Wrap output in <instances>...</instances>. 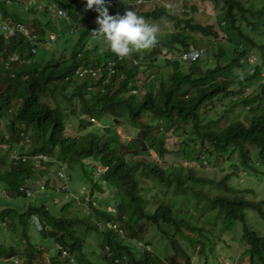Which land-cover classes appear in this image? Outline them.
<instances>
[{
  "label": "trees",
  "instance_id": "trees-1",
  "mask_svg": "<svg viewBox=\"0 0 264 264\" xmlns=\"http://www.w3.org/2000/svg\"><path fill=\"white\" fill-rule=\"evenodd\" d=\"M12 1L14 5H20L26 0ZM53 1L65 8L69 17L54 18V22L59 24L57 28L49 21L46 11L45 29L37 20L35 24H29L26 16L19 14L21 8L11 7L7 0H0L4 19L11 15L9 18L12 20L16 19L39 31V43L42 44L51 41L47 29L55 31L59 37L54 44L63 45L61 56L57 57L59 49H55L53 61L35 63L25 68L21 62L33 55L30 42L18 36L20 33L5 38L0 27V140L5 139L7 132L12 134V139L19 140L20 133L24 131L36 140V151L52 152L70 165L79 164L80 174L90 180V183L83 185L88 188L85 195L87 201L82 199L81 206L84 207L79 208L80 213L74 216L69 211L63 216H55L45 205H34L32 201L25 204L27 196L20 186L26 185L25 177L33 173L34 166L27 162H16L7 155L3 157L0 151V159L7 164L6 170L0 169V181L8 184L12 198H20L18 204L21 206L19 209L8 207L1 210L0 219L7 218V227L20 236L17 244H25L23 250L16 243L9 247L0 244V259L3 258L1 256L16 255L21 264H70L73 256L79 264H181L180 254L184 257L187 254L181 249L180 239L198 254H204L209 246L222 238L223 232L219 233L216 223H211L215 216L228 227L241 221V240L247 245L242 255L249 258V264H264V234L247 222L245 214V210L251 208L264 218V200L231 193L229 175L221 179L197 178L193 171L185 172L177 165L182 157H194L197 147L214 157L238 152L244 164L251 161L253 150H257L259 159L264 162V84L259 82L264 62L257 66L256 61L250 63L247 59L253 48L264 49V31L261 28L264 26V0H211L216 4V12L208 17L204 10L199 11L198 0H185L182 11L172 8L170 4H161L152 11L130 8L139 16L151 19L152 24L171 23L169 33L158 35L148 53H133L138 59L136 66L132 67L134 71L146 70L149 74L160 71L162 80L154 77L152 81L156 84L142 97L129 94L131 88L126 81L113 90L110 85L106 92L94 94L90 90L87 93L84 86L95 85L96 81L83 77H80L81 84H76L82 88L74 92H78L75 95L84 103L81 108L84 116L95 115L99 118L113 115L118 123L130 122L132 128L127 132L133 135L130 140L121 137L112 126H93L91 131L85 132L87 123L84 124V121L80 122L81 133L73 132L67 125L66 117L74 110L67 113L61 110L59 104L53 108L41 100L43 96L48 97L49 86L68 88L71 81L68 82L65 76L72 75L78 62L98 65L117 55L105 41L94 43L92 49L95 51L92 53L88 38H84L91 28V17L85 16L83 10L81 18L77 17L78 0ZM13 8L14 16L10 14ZM34 12L37 11L34 9ZM201 16L206 18L201 19ZM3 22L0 20V24ZM221 32L224 34L222 37ZM77 33L80 35L75 40ZM197 34L208 44L212 39L223 38L232 49L230 61L225 64L219 62L203 70L197 63L181 60L177 53L196 44ZM164 47L175 56L165 58L162 70L156 63ZM41 51L38 53L41 54ZM77 54L85 60H76ZM225 55L223 49L219 48L217 58L222 59ZM13 56L17 59L11 60ZM249 65L255 66V72L241 77L244 71L249 70ZM167 68H172V72H167ZM222 76L227 80H220ZM235 80L238 87L230 88ZM248 86L251 89L244 94ZM235 97L236 100H233ZM224 99H230V107L222 110L223 113L217 118H207L208 106ZM240 102L250 105V112L253 113L250 123L246 125L240 120H233L224 124L227 113ZM166 123L169 127L175 124V134L183 136L179 146L174 149L167 147L160 132L165 129ZM147 145L156 149L157 159H154ZM90 161L108 167L101 176L104 183L93 179L88 168ZM161 187L165 190L164 200L151 206L148 191ZM96 192L105 196L96 197ZM152 197L155 198V195ZM72 203L74 200L63 205L71 206ZM110 206L115 211H108ZM175 208L185 210L191 217L178 216ZM11 210L16 212L12 213ZM35 213L45 219L37 236L51 240L46 244L41 245L32 237L29 222L30 215ZM125 216L128 220H125ZM197 218L202 222L198 223ZM113 220L123 225L125 234L133 236L141 233V240L149 230L158 233L161 239L169 240L176 256L166 263L149 251L134 250L118 234L105 228L103 222ZM63 250L70 255L64 256ZM4 263L14 264L9 260ZM185 263L191 264L188 259Z\"/></svg>",
  "mask_w": 264,
  "mask_h": 264
},
{
  "label": "clouds",
  "instance_id": "clouds-1",
  "mask_svg": "<svg viewBox=\"0 0 264 264\" xmlns=\"http://www.w3.org/2000/svg\"><path fill=\"white\" fill-rule=\"evenodd\" d=\"M31 1L40 3L38 4L37 9H43L45 7V4L43 2H38L40 0H26L25 2H23V4H20L17 6L18 7L23 6L25 10L30 11ZM108 1L109 0H86L84 4L83 2L78 0L76 2L78 5V13H79L77 17L81 18V10L85 12V16L89 15L91 17V20L89 22V25L91 24V28L88 30L89 33L85 36L86 39L89 37H92V38L94 37V39H96L95 43L96 42L100 43L102 40H104L108 48L117 55L114 58H108L106 61L98 65H91L89 63H88L89 65H83L78 62V66L75 67L72 75L70 74V75L65 76V79L68 82L71 81L68 83V88L63 89L58 86L53 88L54 86L52 87L49 86L50 91H49V94H47L48 97L43 96V98H41L42 101L47 102L49 106L53 108L56 107L57 104H59L61 110L67 111V113L68 111L74 110L73 114L68 113L66 119L68 120L67 125L68 124L77 125V131H73L72 129L71 131L76 132L78 134L81 133V126H80L81 121H84L83 122L84 124L87 123L85 124L86 126L85 132L91 131L90 129H93V126L108 127L107 125H102L97 116L95 115L84 116L83 113L81 112V108L84 106V103L78 96L75 95V94H78V92L74 93L76 90H79L80 88H82L76 85V84H79V85L81 84L80 79L82 78L80 77H83V79L85 80H95L96 81L95 85L89 84L88 86L87 85L84 86L83 89L84 90L86 89L85 91L88 90L87 93H89L90 90H92L94 94L106 92L110 85H112L111 89L113 90L116 87H118L121 82L126 81V82H129L128 85L131 88L129 90V94H133L137 97H140V95L142 94L141 92L142 82H144L145 84L150 83L154 77H156L157 79L161 78L160 81L162 80V77H161L162 72L150 73L148 76H146V80H144L145 79L144 76L146 75V70L145 71L139 70L137 72V71H134L132 68L136 66V64L138 63L137 57L133 54L135 50H140L141 52L145 51V53H148L151 50L152 46L155 44L158 35H165L169 33L168 29H162L163 25L160 24L159 22H157L156 25L152 24L151 19H145L143 16H139L135 12V11H144V10L152 11L153 9L160 6L157 4L158 0H122V1L121 0H111L115 4L121 3V2L125 3L123 7L119 8L116 11H112L109 9ZM8 2H9V5H14V2L12 0H7V3ZM135 5H143L145 8L141 9L140 7H137ZM151 7L153 9H149ZM14 8L12 12L10 11V14L12 15L14 12ZM130 8L135 11L131 10ZM46 11H48L49 21L51 20L52 22H54V18L62 19V18L69 17L67 10L65 8L59 7L53 0H49V4L46 5ZM53 11H55L56 14L53 13ZM21 12L22 10L20 11V13ZM10 16L11 15H9L7 19H4L3 18L4 16L2 12L0 11V20L4 21L3 24L2 23L0 24V27H2L5 38H11L15 34L20 33L18 36H21L26 41L28 40L30 42L33 55L29 57L27 61L32 58H34L35 60H38L39 56H36V54L38 55L44 54V56H40V59L36 62L38 64L39 63L44 64L45 62L53 61L55 59L54 58L55 49H59V54L57 57L61 56L60 51L63 45L54 44V42H56L59 37L58 33L47 29L48 38H50V40L53 41V43L50 44V46L48 47L47 44L51 41L47 40L45 44L39 43V41L41 40V34L39 33V31L34 30V28H31L29 25L19 22L16 19L12 20L11 18H9ZM44 28L46 29V27ZM88 44H91L89 45V47L90 49H92L94 43H88ZM46 49H50L49 54H47ZM40 50H42L41 54L38 53V51ZM94 51L95 50L92 49V53H94ZM231 51L232 49L229 50V54H231ZM258 51L260 52L261 55L258 54ZM207 52L208 51L206 47H203V45L200 46L196 41V44L190 45L188 49L183 50L177 54L181 60L187 63H197L203 68V65L200 63V60L203 56L205 57ZM174 56H175V53H173L171 50H169L166 47L162 48L160 57H163L164 60L165 58L171 59ZM82 58L84 59V57L80 56V54L76 55V60L78 59L80 60ZM16 59L17 57L13 56L11 60H16ZM247 59L250 63H254L256 61L257 66L259 65L261 66V64L264 62V49H260L258 47L253 48V50L248 55ZM218 60L220 59L218 58ZM229 61H230V56H229ZM229 61L224 62V64L228 63ZM216 64L208 65L205 69L203 68V70H206L208 67H213ZM254 72H255V66L249 65V70L247 72L244 71V74H242L243 76L241 77H244L245 75H248V74L252 75ZM260 76L262 78L259 82L264 84V66L261 70ZM223 79H226V78L224 76L220 77V80H223ZM231 85H230V88H232ZM70 86H73V88ZM250 87L251 86L247 87L244 94L249 93L251 89ZM227 100L228 99H224L222 101L219 100V101H221V103L224 104ZM233 100H236V99L233 98ZM229 103H230V99H229ZM240 105L243 106L246 111H250L249 104L243 105L240 102V104H237L234 107V109L228 113L230 114L234 113L235 109L238 108ZM210 106H208L209 111H210ZM228 107H230V104H228V106L226 107H223L222 110ZM222 113L223 112L221 111V114ZM110 116L111 118H113L114 123L112 125H109V127L112 126L121 137L130 140L131 138L128 137L129 133L127 132L130 130V128H132V126L129 124L126 127H122L121 123H118L117 118H115L113 115H110ZM238 116L232 119L231 121L236 120ZM252 116H253L252 114L248 116L247 123H244V122L243 123L248 125L250 123V120L252 119L251 118ZM119 126L122 127V132L119 131L118 128H116ZM4 135H5L4 137L5 139L0 140V151H2L1 154L3 155V157L7 155L9 159H12L16 162H19V161L27 162L28 164L34 166L33 173L25 177L26 185L20 186V190H23L27 196L25 200V204L32 201L30 200V198H32V195L35 193L34 189L32 188L33 186L35 187V189L36 188L38 189L37 191L48 190L50 188V186L47 183L48 174L40 175L39 177H37L36 181L38 180L41 181L39 185H37V182L35 183L32 182L33 179L31 180V178H34L33 175L35 176L34 174L35 167L40 166V165H47L49 169H47L46 171L50 172L49 170L51 168H55V166L57 165V167L55 168V171L58 173V176L60 178L67 179L68 181L69 178L65 172V169L70 168L72 165H70L68 161L64 160L59 155L54 154L52 152L49 153V152L40 151V150L36 151L35 149L38 148L36 147V142H35L36 140L33 139V136L31 134H25L24 131H22L20 133L19 140L12 139L13 136L12 134H10V132L9 133L7 132ZM31 145L33 146L32 149H30L29 151L24 150L25 146H31ZM147 146L150 147V153L153 155L154 159H157L156 149L154 147H151V145H147ZM236 153L238 154V157H234V154ZM252 153H254L252 154V157H251L252 158L251 161L253 160L252 162L254 163V165L252 166V169L256 170L258 169V166H260V162L258 161H261V162L263 161L259 159V154L257 150H253ZM229 156H230V159H236L235 165L239 163H243V160L240 157V154L238 152H232V154L228 153V154H225L224 156L214 157V156H209L206 152H202V150L197 147L195 149L194 157L192 158L182 157L177 161V165L182 167V169L185 172L193 171L197 178H204V177L213 178V177L205 175L204 173L208 171L209 169H214L215 167V169H217L216 172L218 173V175L221 174V177L219 178L221 179L225 175H230L232 173H235L233 168L229 171V173L223 172L225 168H223L221 164L225 162V159ZM187 159H190L191 162H185V164H183L182 161L187 160ZM92 162H94L97 169H95L94 165L92 166ZM88 163H89L88 168L89 170H91V173L94 176L93 179L95 180V182L101 181L100 184L104 183V180L101 179V176L104 171H107L108 167L101 166V164H99L96 161H90ZM95 170L98 172L97 174H95ZM238 174L240 177H236V178H239V179H241L242 177H246V175H248L242 170H238ZM43 177H46L45 181L40 180ZM0 182L2 183V186L4 187L3 197L0 198V211L8 207L17 208V209L21 208V206H19L18 204L20 201V198L19 197L12 198L13 196L10 195L9 193L8 184L4 181H0ZM231 182L233 181H231L229 178L228 186L232 189V191L230 192L236 195H242V193L238 192L234 188ZM51 188L60 189V190H55V191L62 192V194H64L63 196L64 202L74 200V203H72L71 206L62 205L61 214H56V212L52 213L46 203H36L32 201L33 202L32 204L34 205H41V204L45 205L46 209L55 216H63L65 215L66 211L75 213L77 211H73V209L76 207L74 205L76 203H83L84 199L87 201V198L85 197V195H86V192L88 191V188L86 189L85 186H81L83 196H81L80 198H77L76 195H74V193L70 190L69 184L67 182H64L61 187L56 182ZM247 190H249V188H246L243 191H247ZM164 191L165 190L163 187L154 188L153 190L148 191V198L150 199L151 206H155L158 203H160L162 200H164ZM96 194L97 192L95 193V195ZM153 195H155V198L152 197ZM98 197L100 198L101 194ZM41 201H45V199L41 198ZM63 208L65 209L63 210ZM108 211H115V208L113 206H110L108 208ZM11 212L14 213L16 211L11 210ZM44 220L45 219L39 214L35 213V214L30 215L29 223H30V231L32 233V237H34L33 236L34 233L32 232V230L36 229L35 232L37 235L39 233L38 230L41 229V226L45 222ZM125 220H128L126 216H125ZM8 222L9 220L7 218H5L4 220L0 219V228L6 231L7 230L6 228H8L7 227ZM2 223L4 224V226L5 225L6 226L3 227L1 225ZM103 223L106 229H108L109 231L111 230L114 233L118 234V237H120L125 243L130 244V247H132L134 250L141 251V252L149 251L150 253H153L152 247L148 243V238H147V235L149 234L150 230L147 231V234H145L143 237V240H141L139 238V235L141 233H138L137 235H133V236L125 234L124 227L123 225H121V223L118 220H113L112 222H106V223L103 222ZM43 241H45L44 244H46L47 241H51V240L45 239L43 237ZM62 254L64 256L70 255V253L67 250H63ZM1 257L3 258L0 259V264H5L4 261L6 262L8 260L12 261L14 264H21L20 258H18V256L16 255H12L10 257H4V256H1ZM187 259H188L187 255L185 257L180 255L181 264H186L185 261ZM41 264H44V263H41ZM70 264H79V263H77V260H74L72 256Z\"/></svg>",
  "mask_w": 264,
  "mask_h": 264
},
{
  "label": "rangeland",
  "instance_id": "rangeland-1",
  "mask_svg": "<svg viewBox=\"0 0 264 264\" xmlns=\"http://www.w3.org/2000/svg\"><path fill=\"white\" fill-rule=\"evenodd\" d=\"M169 1H172L170 3H168ZM184 1L185 0H158V5L161 4H170L172 6V8H176L178 11H182L183 7H184ZM38 2H43L45 4V7L43 9H37L38 4L37 2H30V11H27L23 8V6H17L18 4L12 5L11 7H17V9L22 8V12L20 13L21 16H26V20L29 24H35V20H37L42 26L45 24L46 22V5L49 4V0H40ZM176 2L177 5H176ZM199 3V11H205V15L206 17H208L209 15L215 14V8L214 6L216 5L215 2L211 1V0H198ZM42 4V5H44ZM124 2L121 3H113L111 0L108 1V5H109V9L112 11H116L119 8L124 6ZM137 7H140L141 9H144L145 7L143 5H135ZM34 9L37 12H34ZM108 9V11H109ZM149 9H153L152 7ZM35 13V14H34ZM53 13H55V11H53ZM56 14V13H55ZM205 16H201V19L206 18ZM36 18H39L36 19ZM211 18V17H210ZM63 22V21H60ZM53 25L55 27H57V25H59L57 22H53ZM171 26V23H167L166 25H163L162 29H168ZM59 28V26L57 27ZM262 30L264 31V26L261 27ZM159 29V28H158ZM169 30V29H168ZM79 35L77 33V35L75 34V40L77 38H79ZM221 36H223V32H221ZM197 39V43L201 46L203 45V47H206L207 49V54L205 55V57L203 56L200 60V63L203 65V68L205 69L208 65H214L217 62H221L224 63L226 61H229V46L227 45V42L225 40H223V38H221L220 40H214L212 39L210 41V43L208 44L206 42V39L202 38L201 35L197 34L196 36ZM85 38V36H84ZM264 39V37H263ZM263 39H260V41H262ZM74 40V41H75ZM78 40V39H77ZM89 43H95L96 39H94V37H89L88 38ZM104 42V40H102ZM53 42H49L47 44V46L49 47L50 44H52ZM203 43V44H202ZM70 44H73V42H70ZM208 47V48H207ZM219 48H222L224 53L226 54V58L224 57L223 59L218 60L217 58V52L219 51ZM256 50V49H255ZM254 50V52H255ZM47 54L50 53V49H46ZM136 53L141 54L142 52L140 50H135ZM258 54H260V52L258 51ZM40 59V56L38 57V60ZM38 60H35L34 58L29 59L28 61H22L21 63L23 64V66L25 68H29L32 64L36 63ZM158 66H160L162 68V70L164 69V58L163 57H159V59L157 60L156 63ZM167 72H172V68H167L166 70ZM158 73L160 71H157ZM152 73H156V71L152 72ZM149 73L148 71H146V75L144 76V80H146V76H148ZM152 76V75H151ZM161 76V75H159ZM243 76V75H241ZM156 84V82L151 81L150 83H144L142 82V88H141V92L142 94L140 95L143 96V93L145 91H147L148 87L149 90L152 89L153 84ZM238 82L237 80H235V84L231 85L232 88H237L238 86ZM73 88V86H70ZM140 92V93H141ZM43 98V97H42ZM236 99V97L234 98ZM229 103V99L222 104L221 101L218 100V102L215 105H211L210 106V111L206 113V117L207 118H217L219 117V115L221 114V111L223 109V107L228 106ZM128 113V112H127ZM251 114H253L250 111H246L244 109L243 106H239L238 108L235 109L234 113H228L226 116L225 121L222 120L221 121V126L222 123L224 121V124H227L229 122H231L232 119L236 118L238 115V118L236 120H240L244 123H247V117L250 116ZM128 115V114H127ZM100 118V122L102 125H112L114 123L113 118H111L110 115H103ZM130 124V122H128L127 120L123 123H121L122 127H126ZM69 128L72 129L73 131H77V125L76 124H68ZM122 127H116L118 128L119 131L122 132ZM165 129L164 130H160L161 135L163 138H165V142L167 147H169L170 149H174L176 147L179 146L180 144V139L183 138L180 137L179 135L175 134V124L173 126L169 127V124L166 123V125L164 126ZM141 135V134H140ZM133 135L129 134V138H132ZM33 146H25L24 150L25 151H29L30 149H32ZM234 157H238V154H234ZM236 159H230V156L227 157L225 159V162H223L221 164V166L223 168H225V170H223L224 173H229V171L233 168V170L235 171V173H232L229 175V178L231 181V184L234 186V188L242 193V195L247 196L250 199H263L264 200V162L258 161L260 162V166H258V169L253 170L252 166L254 165V163L252 161H248L247 164L244 163H239L235 165V161ZM185 162H191L190 159L187 160H183L182 163L185 164ZM257 162V160H256ZM180 163V162H179ZM94 165L95 169L96 166L94 164V162H92V166ZM234 165V166H233ZM37 166V165H36ZM57 167V165L55 166V168ZM55 168H51L49 171L47 172L46 170L49 169V167L47 165H40L35 167V176L33 175L34 178H31L32 182L35 183L37 182V185H39L41 183V181H36L37 177H39L40 175H46L47 176V183L50 186V188L48 190H41V191H37L38 189L33 186L32 188L34 189V194L32 195V198H30V200L36 202V203H46L48 205V208L50 209V211L52 213L56 214H61L62 213V205L64 202L63 200V196L64 194H62V192H58L55 190H60L59 188H51L53 187V185L57 182L60 187L62 186V184L64 182H67L69 184V188L70 190L74 193V195H76L77 198H80L81 196H83L82 190H81V186H83L85 183H90V180L85 176V175H81L80 174V170L81 167L79 164H72V166L70 168L65 169V172L68 176V181L67 179L64 178H60L58 176V173L55 171ZM0 169L2 170H6L7 169V164L5 163V160H1L0 159ZM217 169H209L208 171H206L204 174L210 177H214L215 179H219L221 177V174L218 175V173L216 172ZM238 170H242L243 172H245L246 177H242L241 179L236 178V177H240L238 174ZM98 172L95 170V174H97ZM40 180L45 181L46 177L41 178ZM30 182V183H32ZM249 188V190L247 191H243L244 189ZM242 189V190H240ZM3 190L4 187L2 186V183L0 182V198L3 197ZM217 191H214L213 193H216ZM100 194H97L95 196H99ZM105 194H101V197H104ZM41 198H44L45 201H41ZM82 203H76L74 206H76L73 211H77L79 208H83L84 206H81ZM80 210H78L77 212L73 213L70 212V214L72 216L74 215H78L80 212ZM174 212L178 215V216H187V217H191V215L189 213H187L185 210L183 209H179L175 208ZM245 214H246V219L247 222L254 227L255 229H257L259 232L264 234V218H262L259 213L251 208H247L245 210ZM197 222L200 223L202 222V220H200V218H197ZM211 223H216V225L218 226V228L216 230L219 231V233H222V238L217 240L214 244H212V246H209L207 248L206 253L204 254H198L196 250H194L193 248H191L188 244L184 243V241L182 239H180V245H181V249L184 250V252L187 254L188 256V261L191 262V264H249V258L247 256H243V252L245 251V249L247 248L246 243L243 242L241 240V238L243 237V225L241 221H236L233 225L231 226H226L224 224L221 223V221L219 219H216V217H213V221ZM3 227L4 224H1ZM235 226L234 228L229 229L230 227ZM7 230L5 231L4 229L0 228V244L5 245L6 247H9L11 245H13L14 243H16V246L20 249L23 250L25 244L24 245H20L21 242H18L17 244V239L20 238L19 234H13L11 230H9L8 228H6ZM36 229H33L32 232L34 233V239L37 240V242L39 244L42 245V243H44L45 241H43V238L39 237L36 235ZM147 238H149V244L152 247V251L153 254L160 257L161 259H163L164 262H166L168 259L176 256L174 249L171 247L169 240L167 239H161V236L158 233H154L152 232V230L149 231V234L147 235ZM48 242V241H47ZM198 249V247L196 248ZM180 253V252H179ZM181 256H183V254H180ZM179 256V255H177ZM39 256H37L38 259Z\"/></svg>",
  "mask_w": 264,
  "mask_h": 264
}]
</instances>
